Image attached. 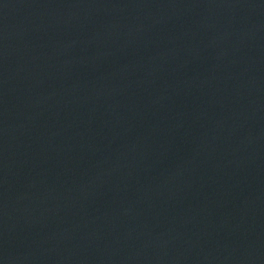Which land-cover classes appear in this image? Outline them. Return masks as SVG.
<instances>
[{"label": "water", "instance_id": "95a60500", "mask_svg": "<svg viewBox=\"0 0 264 264\" xmlns=\"http://www.w3.org/2000/svg\"><path fill=\"white\" fill-rule=\"evenodd\" d=\"M0 264H264V0H0Z\"/></svg>", "mask_w": 264, "mask_h": 264}]
</instances>
